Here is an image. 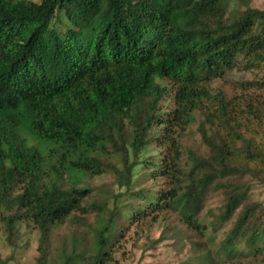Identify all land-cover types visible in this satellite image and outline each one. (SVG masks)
Listing matches in <instances>:
<instances>
[{"label":"trees","instance_id":"1","mask_svg":"<svg viewBox=\"0 0 264 264\" xmlns=\"http://www.w3.org/2000/svg\"><path fill=\"white\" fill-rule=\"evenodd\" d=\"M253 3L0 0L4 242L17 249L24 223L39 233L37 264H118L128 233L138 241L161 226L150 244L172 240L179 264H264V226L251 224L264 207L239 210L248 186L232 180L264 185V102L250 91L264 88V9ZM32 62L41 65L19 74ZM254 70L259 78H235L230 94L212 86ZM195 110L207 156L189 149L183 170L174 128L194 121ZM150 147L164 151L159 160L145 155ZM140 166L156 193L131 191ZM108 171L111 182L83 184ZM125 194L142 201L125 212ZM212 195L221 204L204 213ZM119 217L131 223L116 234Z\"/></svg>","mask_w":264,"mask_h":264},{"label":"rangeland","instance_id":"2","mask_svg":"<svg viewBox=\"0 0 264 264\" xmlns=\"http://www.w3.org/2000/svg\"><path fill=\"white\" fill-rule=\"evenodd\" d=\"M40 1V0H35ZM254 6L258 8L264 9V0H254ZM260 75L256 73V71H238L237 73L231 74L228 80H216L212 84L214 89H223L227 93H232V81L236 78L237 80H252L254 77L259 78ZM254 92L255 98L264 102V88L250 91ZM209 102H205V106H209ZM173 106L172 100L166 102L164 105L165 110H169ZM193 115L195 116V120L190 122L189 124L183 125L181 128L175 127L174 130L176 132L177 142L179 143V151H180V162L183 170L188 169L186 162H189L188 159V151L189 149L194 150L200 156H207V148L203 144L201 140V136L198 132V124L200 120L199 111H193ZM146 156L155 155L158 160L160 159L159 155L162 152L157 150L154 147H150L146 151ZM146 168L140 166L137 170H135L133 176V186L131 191L140 190V188H153V193H156L158 186L156 182L152 181L147 174ZM113 180V174L111 172L104 173L100 176H92L84 181V185H88L91 187H98L101 184L106 182H111ZM234 181H243L248 186V190L246 193V198L243 203H241L239 210H249L255 207L256 204L262 202L264 207V185H260L254 178L248 175H237L234 174L232 177ZM165 179H161V183L164 185ZM160 183V184H161ZM138 200V201H137ZM141 197L136 199L134 196H130L129 194H125L120 199L119 206L121 210L127 212L129 210V204L133 202L134 204L139 203ZM222 197L217 195H212L209 197L205 203L204 213L208 212V209L216 208L221 204ZM93 214H90L88 217L89 220L93 219ZM209 219V218H207ZM211 219V218H210ZM126 217L116 219L115 224V233L117 234L119 228H117V224L126 223L129 225V221ZM251 224L253 225H263L264 226V214L260 212L258 209H254L251 214ZM228 226H224L221 230V233L226 231L229 228ZM1 228V226H0ZM22 235L21 239L18 242V248L13 250L10 248L1 238V229H0V256L7 257L13 252V259L10 260L9 264H37V258L40 255L39 253V233L37 231L27 229L25 224L21 225ZM136 228L135 224L130 227L131 230ZM163 228L161 226L153 228L148 234H142V239L136 241L135 234L131 231L126 236L129 239L128 243L122 245V249L118 252V257H120V261L118 264H179L180 255L177 249H173V246L170 245L172 240L163 239L161 242L151 246V241L157 240L160 236ZM114 233V234H115ZM219 233L217 235L216 242H219L223 238V234ZM67 232L62 227L57 230L56 233L52 234L48 259H52L55 257L54 253L56 248L59 246V238L62 236H66ZM173 249V250H172ZM117 256V255H116Z\"/></svg>","mask_w":264,"mask_h":264},{"label":"clouds","instance_id":"3","mask_svg":"<svg viewBox=\"0 0 264 264\" xmlns=\"http://www.w3.org/2000/svg\"><path fill=\"white\" fill-rule=\"evenodd\" d=\"M36 64V65H35ZM41 65V64H40ZM40 65L38 64V62H32V64L26 68H23V64H19L18 67H19V74H22L23 72H27L28 69H31V67H33V69L35 70V68H39Z\"/></svg>","mask_w":264,"mask_h":264}]
</instances>
